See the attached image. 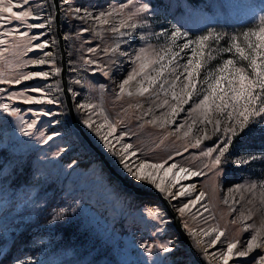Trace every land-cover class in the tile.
I'll return each instance as SVG.
<instances>
[{
  "label": "rangeland",
  "instance_id": "obj_1",
  "mask_svg": "<svg viewBox=\"0 0 264 264\" xmlns=\"http://www.w3.org/2000/svg\"><path fill=\"white\" fill-rule=\"evenodd\" d=\"M127 2L62 0L63 35L76 104L96 105L94 112L80 109L78 115L81 121L91 115L98 123L107 117L117 127L114 135L126 133L122 143L133 145L137 153L133 159L148 163L166 161L165 168L175 163L203 173L192 181L185 179L179 182L181 185L193 182L197 189L194 195L179 201L169 199L175 204L188 232L196 233L202 254H209L214 259L212 264H222L216 257L226 249L228 242H237L238 249L246 250V241L253 232L244 231V224L259 225L264 219V207L260 205L258 193L254 198L250 192L236 190L238 185L264 178V160L250 161L247 165L231 162L240 156L262 155L258 150L264 148V124L255 125L252 132L236 137L229 149L232 153L229 163L215 173L204 167L209 158L202 157L200 153L202 149L218 144L221 134H214L211 125L198 124L189 137H184L187 123H191L190 105H184V111L168 117L165 114L170 109L168 106L160 107L165 97L163 93L157 95L158 89L140 96L136 94L134 81L126 86L132 91L129 96L127 92L120 93L119 85L136 68L133 60L141 48L151 46L158 51L166 45L167 37L156 36L155 33H170L175 28L188 32L191 37L205 34L210 28L225 33L237 32L242 29L238 26L253 23L264 0H133L136 6L147 3L150 11L136 18L137 23L143 24L142 27L121 29L124 35L111 31L113 26L119 25L121 16L114 15L110 18L111 23L102 27L94 19L101 11L119 9ZM25 8L39 17L26 23L45 26L28 29L24 24L13 21L0 31L18 28L19 32L27 31L29 35L39 37L32 40L29 46L45 42L48 46L34 48L25 54L23 45L28 41L21 42V48L15 53H5L4 60L0 61V72L7 79L32 71L48 72L49 77L23 81L20 85L0 84V88L5 90L0 92V103H9L19 109L18 116L0 111V264H139L146 259L139 244L169 241L178 249L175 257L180 264H194L187 250L176 242L168 214L156 202L134 197L111 182L97 158L74 134L59 91L56 69H59L60 63L51 0H30ZM75 8L81 11L76 13L73 11ZM133 10V5H129L124 15ZM85 11L91 12L92 18H83ZM213 47L216 45L213 44ZM113 48L116 51H112ZM45 53L51 55L46 56ZM33 59H44L48 63L17 67L19 63ZM29 85L44 87L59 103L26 105L5 99L7 93L24 90ZM167 99L170 104L175 103L170 96ZM34 110H50L55 115L37 118L32 115ZM21 119L38 120L31 136L21 132V127L25 126L21 124ZM152 120L157 122L150 123ZM165 120L171 122L164 124ZM182 124L185 127L178 132L176 129ZM205 127L210 138L203 140L198 148L191 147L197 137L205 134L201 131ZM87 130L103 146L99 138ZM56 131L61 135L47 144L42 143ZM40 133L44 136L40 137ZM58 152L59 155H56ZM110 157L115 159L111 154ZM176 171L178 169L169 173L165 186L168 185L166 182L172 181ZM163 174L162 169L159 175ZM143 185L155 190L151 185ZM201 192L205 195L200 202L194 206L189 204ZM185 204L189 207L181 216L178 209ZM61 208L67 211L54 220L53 216ZM150 212L158 213L160 219L152 220ZM249 212L252 219L242 224L241 213L247 215ZM213 227L225 233L221 242L214 246L210 242L216 233L202 235V230L208 231ZM165 255L157 252L154 258L162 260ZM258 256H263V252L255 249L248 257H233L229 264H256L253 257ZM172 259L170 256L166 264H170Z\"/></svg>",
  "mask_w": 264,
  "mask_h": 264
},
{
  "label": "snow or ice",
  "instance_id": "obj_2",
  "mask_svg": "<svg viewBox=\"0 0 264 264\" xmlns=\"http://www.w3.org/2000/svg\"><path fill=\"white\" fill-rule=\"evenodd\" d=\"M29 4L30 0H0V29L6 28L13 21L24 24L28 29L43 28L44 24L26 23L29 19H39L30 9L25 8ZM129 5H133L134 10L129 11L125 16L124 10ZM73 11L79 13L81 9L75 8ZM149 11L150 8L147 3L136 6L133 0H128L126 4H121L119 9H112L107 12L101 11L94 19L102 27L110 24V18L114 15L121 16L122 19H120L119 25L113 26L111 31L124 35L125 33H121L123 28L136 29L142 27L143 24L137 23L136 18L142 17L143 14ZM83 18H92V13L85 11V17ZM155 35L167 37L166 45L158 51L151 49V46H149L148 48H141L137 52L133 60L136 68L119 85L120 93L127 92L131 96L132 91L126 86L131 85L134 81L137 85L136 94L140 96H144L153 89H158L157 95L163 93L165 97L160 107L168 106L170 109L165 114L168 117H173L184 111V105H190L188 112L191 123H187V130L183 132V136L189 137L198 124L211 125L214 134H221L218 144L214 147L202 149L200 153L202 157L209 158V162L204 167L218 173L222 165L229 163V157L232 155L229 149L233 145L234 139L252 132L255 125L264 124V5H261L259 15L254 18L253 23L237 32L225 33L210 28L205 34L191 37L188 32H182L179 28H175L170 33L164 31L155 33ZM9 37L11 39H7ZM37 39L39 37L29 35L27 31L19 32L18 28H8L6 31H0V61L4 60L6 52L12 51L15 53L17 49H20L21 42L25 40L28 41V44L23 45L25 54L32 52L34 48L43 49L48 46L46 42L29 46L32 40ZM181 40L184 42L178 43ZM221 42H223V46H221ZM213 44L216 47H213ZM89 51L94 52L95 49H89ZM112 51H116V49L113 48ZM45 55L50 56L51 53H45ZM213 61L217 62L213 64ZM46 63L48 61L44 59H33L19 63L17 67H27L29 64L38 66ZM56 71L59 72V69H56ZM104 74L107 75L106 72ZM48 77V72L32 71L20 73L14 78L7 79L0 72V84L20 85L23 81H31L37 78L47 79ZM4 91L3 88H0V92ZM169 96L172 101H175L174 104H170L169 99H167ZM5 99L18 101L26 105L59 103L45 91L44 87L39 85H29L24 90L9 92L6 94ZM77 108L78 110L87 109L94 112L96 105L85 103L79 104ZM0 111L10 116H18L19 113V109L12 107L9 103H0ZM32 115L39 118L53 116L55 113L50 110H34ZM20 122L25 125L21 127L23 135L31 136L38 120L24 121L21 119ZM156 122V120L150 121L153 124ZM169 122L171 121L165 120L163 123ZM82 124L99 138L104 149L115 158L111 162L114 165L115 176L111 179L116 184L134 182L132 183L133 187L143 184L151 185L156 191L166 193L167 196L175 199L177 195L184 196L188 194L192 186L185 187L182 191L176 193L171 191L172 187L190 176L203 174L199 171L193 172L188 168L180 167L175 163L165 168L166 161L164 163H148L144 160L133 159L137 157L133 145L122 143L126 133L114 135L117 127L107 117L104 118L102 123H98L89 115L87 119L82 120ZM184 127L185 125L182 124L176 130L179 132ZM201 131H204L205 134L197 137L195 143L190 145L191 147L198 148L203 140L210 138L206 127ZM60 135L61 133L58 131L53 132V134L43 139L42 143L47 144L54 137ZM43 136L44 133H40V137ZM258 151L262 155L240 156L231 162L237 165H247L250 161L264 160V148ZM56 155H59V152ZM162 169L163 176L159 175ZM174 169H178V171L174 173L172 181L165 186V179L169 173H173ZM236 190L250 192L254 198L258 193L260 205L264 207V178L259 179L258 182L238 185ZM204 195L205 193L201 192L189 204L196 205ZM189 204H185L178 209L181 216L184 215ZM205 210H207L206 207ZM65 211L67 210L61 208L53 216V219L59 218ZM149 215L152 220L160 219L159 214L156 212H150ZM251 219V212L247 215L241 213L242 224L244 221ZM232 223L235 224L236 221L233 220ZM243 230H252L253 232L246 241V250L238 249L237 242H228L226 249L221 250L218 257L213 253V256L219 259L222 264H229L233 257H248L255 249L264 248V219L261 220L259 225L254 223L244 224ZM212 233H216L215 238L210 242L214 246L217 242H221V237L225 233L216 227L208 231L202 230L204 236H211ZM190 234L196 235L195 232H190ZM139 248L142 249L143 255L146 257L139 264H166L170 256L173 257L170 264H180L178 258L175 257L178 249L171 241L168 243H141ZM157 252L166 254L164 259H155ZM253 260L256 264H264V256L253 257ZM127 264H133V262H127Z\"/></svg>",
  "mask_w": 264,
  "mask_h": 264
},
{
  "label": "water",
  "instance_id": "obj_3",
  "mask_svg": "<svg viewBox=\"0 0 264 264\" xmlns=\"http://www.w3.org/2000/svg\"><path fill=\"white\" fill-rule=\"evenodd\" d=\"M60 2H62V0H51L53 8V23L57 39L56 47L60 63L58 72L59 84L61 86L60 94L65 107L66 116L69 120L72 130L78 135V137L86 145V147L90 149L91 155L97 158L102 167L105 169L108 178L111 179L113 176H115L114 165L106 158L105 154L92 142V140L88 136L81 122V119L77 114L75 106L76 104L72 100V93L71 89L69 88L68 54L66 39L63 35L64 30L62 27ZM132 183L121 182L118 185L121 189L130 192L140 199L149 200L148 198H150L151 201L156 202L168 214V219L170 220L169 225L175 234L174 238L176 242L187 250L194 264H207L194 247L188 234L189 232L182 223L180 215L178 214L174 205L171 203L169 197H166L160 192L154 191L147 187H143L141 185L133 187ZM146 197L148 198L146 199Z\"/></svg>",
  "mask_w": 264,
  "mask_h": 264
},
{
  "label": "bare ground",
  "instance_id": "obj_4",
  "mask_svg": "<svg viewBox=\"0 0 264 264\" xmlns=\"http://www.w3.org/2000/svg\"><path fill=\"white\" fill-rule=\"evenodd\" d=\"M60 8H61V18H62V22H63V6H62V2H60ZM69 77H70V75H69ZM69 88L71 89V93H72V100L75 102V104H76V95H75V93H74V91H73V89H72V86H71V82H70V78H69ZM59 91H60V93H61V86H60V84H59ZM76 106V111H77V114H78V109H77V104L75 105ZM64 110H65V107H64ZM82 122V121H81ZM85 128V127H84ZM85 130H86V132H87V134H88V136L90 137V139L92 140V142L105 154V156H106V158L110 161V162H112L113 160H112V158L110 157V154H108V152H106V150L103 148V146L102 145H99V143L93 138V136H92V134H90V132L85 128ZM74 134H76L75 132H74ZM80 139V138H79ZM82 142V141H81ZM88 148V147H87ZM88 150L90 151V149L88 148ZM91 152V151H90ZM83 161H85V160H83ZM194 172V171H193ZM194 178H196V176H190L188 179L189 180H193ZM191 180V181H192ZM111 182H113L112 180H110ZM190 181V183L189 184H187V185H181L180 183H178V184H176L174 187H172V189H171V191L173 192V193H176V192H178V191H182L183 190V188H185V187H189V186H192V187H190V190H189V193L188 194H186V195H184V196H179V195H177L176 197H175V199H173L172 197V199L173 200H176V201H179V200H183L184 198H186L188 195H194V193H195V191L197 190L196 189V187H195V185L193 184V182H191ZM114 184H116L115 182H113ZM134 183V182H133ZM167 184H169L170 182H166ZM141 186H143V187H145L144 185H141ZM147 188H149V187H147ZM151 189V188H150ZM152 190H154V189H152ZM154 191H156V190H154ZM127 192V191H126ZM158 192V191H157ZM128 194H130V195H132V196H134L133 194H131L130 192H127ZM163 195H165L166 197H170V196H167V194L166 193H162ZM134 197H137V196H134ZM148 197H146V199H147ZM149 200H150V198H148ZM172 199H170V201H171V203L173 204V205H175L174 203H173V201H172ZM189 234V236H190V239H191V241H192V243H193V245H194V247L196 248V250L198 251V253L201 255V257L203 258V260L207 263V264H209V262L211 263H213L214 262V259L213 258H210V255L209 254H207V253H205V255H203L202 254V252L200 251V249H199V247H200V243H199V241H198V239H197V236L196 235H191L190 233H188ZM200 237V236H199ZM201 248V247H200ZM207 249H209V247L207 248ZM206 248H205V250H207ZM262 252H263V256H264V248H261L260 249ZM212 259V260H211ZM216 262V261H215ZM211 263V264H212Z\"/></svg>",
  "mask_w": 264,
  "mask_h": 264
},
{
  "label": "trees",
  "instance_id": "obj_5",
  "mask_svg": "<svg viewBox=\"0 0 264 264\" xmlns=\"http://www.w3.org/2000/svg\"><path fill=\"white\" fill-rule=\"evenodd\" d=\"M250 25V23H246L245 25H240V26H238L239 27V29H244V28H246V27H248Z\"/></svg>",
  "mask_w": 264,
  "mask_h": 264
}]
</instances>
